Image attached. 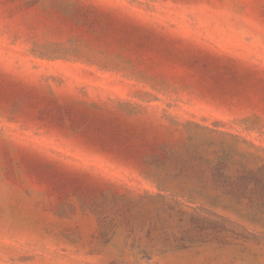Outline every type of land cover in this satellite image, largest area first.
Here are the masks:
<instances>
[{
    "label": "rangeland",
    "instance_id": "obj_1",
    "mask_svg": "<svg viewBox=\"0 0 264 264\" xmlns=\"http://www.w3.org/2000/svg\"><path fill=\"white\" fill-rule=\"evenodd\" d=\"M0 264H264V0H0Z\"/></svg>",
    "mask_w": 264,
    "mask_h": 264
},
{
    "label": "trees",
    "instance_id": "obj_2",
    "mask_svg": "<svg viewBox=\"0 0 264 264\" xmlns=\"http://www.w3.org/2000/svg\"><path fill=\"white\" fill-rule=\"evenodd\" d=\"M172 153V152H170ZM194 154L193 156H190V158L181 157L179 161L184 166L186 164L190 165L191 169H194V162L198 161L201 162L203 160L202 156H198L195 158ZM225 159H217V162L215 165L210 166V164L207 162L208 171H210V179L213 184L216 185L211 191L204 190L203 187L196 189V190H184L179 188L178 186H174L173 190H175V193L180 195L181 197H193L199 198L201 200H204L206 204L221 208L224 211H229L233 213L236 216H239L243 219H246L250 223L258 224V222L255 221V214H252L251 212H248L242 208L241 200H243L245 195H257V187L252 188L248 191V187L251 184H257L259 185V181L257 180V173L260 172L259 169L253 171V170H246L244 166H241L240 171L236 173V175L231 179L230 177L226 176L225 168L226 164L223 162ZM162 161L160 158H153V161L151 164L155 165V167H159L161 165ZM197 165V164H196ZM185 170L183 169V172ZM202 171L197 170L196 177H201ZM182 169L174 174L172 176L173 181H178L181 178ZM166 178H158L157 184L163 191H168L166 188ZM233 182L234 187H228L226 190V185H229ZM218 185H221L218 187Z\"/></svg>",
    "mask_w": 264,
    "mask_h": 264
}]
</instances>
